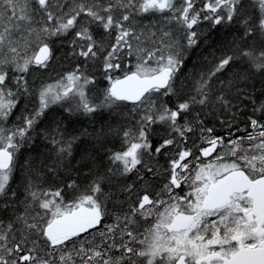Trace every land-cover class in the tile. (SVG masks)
Here are the masks:
<instances>
[{"label":"snow or ice","instance_id":"snow-or-ice-1","mask_svg":"<svg viewBox=\"0 0 264 264\" xmlns=\"http://www.w3.org/2000/svg\"><path fill=\"white\" fill-rule=\"evenodd\" d=\"M0 264H264V0H0Z\"/></svg>","mask_w":264,"mask_h":264},{"label":"trees","instance_id":"trees-1","mask_svg":"<svg viewBox=\"0 0 264 264\" xmlns=\"http://www.w3.org/2000/svg\"><path fill=\"white\" fill-rule=\"evenodd\" d=\"M230 38L231 36L228 29L213 30L210 36V39L212 41L211 46L201 44L200 47L194 50H190L187 54V66L183 70L184 76H187L188 79H185L184 76H182L181 81L186 86L190 87L195 79L196 74L207 69V67L209 66L208 62L212 59L213 55H220L218 49L221 48L223 45H226ZM61 55L62 52L58 51L57 57H61ZM70 67L71 64L68 61H58L57 63L53 64L52 68L47 73L38 76L37 83H40V81L52 82L58 79L59 75ZM103 84L104 82H102L100 85L101 91L103 89ZM93 98H95V93L93 94ZM53 112L59 113L61 116L67 115L58 106H54ZM106 116L107 113H105L104 116L97 117L95 123H90L89 118L83 116L79 118L74 117L71 123L66 120L65 123L68 125V134H79L84 129H87L89 132H91L94 127L98 128L100 126V121H103L105 124L112 123L113 121L111 120V118L105 119ZM48 123V120L44 121V123L39 126V129L42 130ZM45 143L46 142L44 141L43 137L38 136L36 139V144L38 145L37 150H23V156H21V159H23L24 156H30L31 158H42L41 154L49 155L50 150L49 148L45 147ZM92 143L93 142L88 137H81V140L78 142V147L75 153L76 157L78 158L85 148L91 147ZM17 182H19V178Z\"/></svg>","mask_w":264,"mask_h":264}]
</instances>
